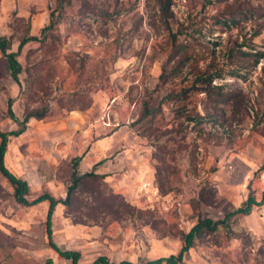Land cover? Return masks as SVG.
<instances>
[{"label": "rangeland", "instance_id": "obj_1", "mask_svg": "<svg viewBox=\"0 0 264 264\" xmlns=\"http://www.w3.org/2000/svg\"><path fill=\"white\" fill-rule=\"evenodd\" d=\"M27 34L21 87L0 61V131L18 129L11 98L20 120L46 116L9 139L6 168L30 201L65 199L77 157L102 177L55 208L59 250L147 263L177 255L200 219L262 199L264 0H0L13 51ZM48 209L19 204L0 174V264H72L49 245ZM233 230L198 240L183 264H264V205Z\"/></svg>", "mask_w": 264, "mask_h": 264}, {"label": "trees", "instance_id": "obj_2", "mask_svg": "<svg viewBox=\"0 0 264 264\" xmlns=\"http://www.w3.org/2000/svg\"><path fill=\"white\" fill-rule=\"evenodd\" d=\"M170 2H162L163 9L169 11ZM46 31V30H44ZM175 38V36H174ZM37 41V38L29 36L28 34L24 36L18 45L17 51L12 50L13 43L9 38L0 35V54L1 62L5 66V71L7 74L21 87L19 76L23 73L24 69L22 64L19 62L23 49L30 42ZM262 59V58H260ZM167 68L164 66V73L161 79L165 82L168 77ZM211 81V79H210ZM205 91V90H204ZM15 100L13 98L8 101V115L17 124L18 129L11 132L0 131V174L3 175L7 181L11 184L14 190V197L19 204L24 206H32L41 202H48L49 209L46 220V234L48 236L49 245L51 248L57 250L60 256L71 260L72 264H79L80 254L78 252L72 251H61L59 250L52 237V218L55 208L62 204L64 206H70L74 194L79 190L82 183L88 178H102L101 176L89 172L80 174L78 172L79 165L81 163L82 157H77L72 160V176L71 184L67 190V196L65 199L56 200L50 195H43L34 199L32 201L27 199L29 195V185L27 181L22 179L20 176L11 173L5 166L4 158L7 151V143L11 137H19L25 133L27 124L32 118L42 119L46 116L45 113L36 111L29 114H25L23 119L17 118L13 112V104ZM100 163V162H99ZM264 205V193L262 199L258 200L255 196L250 195L238 208L232 209L226 213L222 220L213 221L212 219H200L197 224L191 229V231L183 237V245L180 252L177 255H171L169 257H162L147 263H137V264H183L184 255L186 252L192 249L198 240H201L205 236L214 235L221 228L225 231L227 238H236L237 234L234 233L233 225L239 217H246L252 214L255 207H262ZM93 264H116L111 263L106 257H101L97 259ZM119 264H134L131 262H121Z\"/></svg>", "mask_w": 264, "mask_h": 264}]
</instances>
